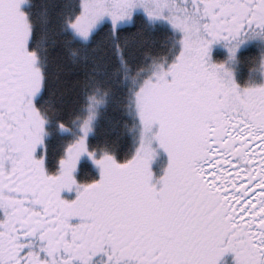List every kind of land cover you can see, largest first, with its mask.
<instances>
[{
    "label": "snow or ice",
    "instance_id": "6c2138e0",
    "mask_svg": "<svg viewBox=\"0 0 264 264\" xmlns=\"http://www.w3.org/2000/svg\"><path fill=\"white\" fill-rule=\"evenodd\" d=\"M0 264H264V0H0Z\"/></svg>",
    "mask_w": 264,
    "mask_h": 264
}]
</instances>
